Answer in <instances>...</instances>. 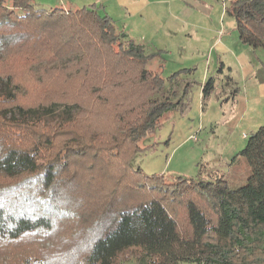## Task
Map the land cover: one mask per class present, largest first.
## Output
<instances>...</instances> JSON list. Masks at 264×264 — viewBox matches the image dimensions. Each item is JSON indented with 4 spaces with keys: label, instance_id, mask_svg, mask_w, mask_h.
Instances as JSON below:
<instances>
[{
    "label": "trees",
    "instance_id": "1",
    "mask_svg": "<svg viewBox=\"0 0 264 264\" xmlns=\"http://www.w3.org/2000/svg\"><path fill=\"white\" fill-rule=\"evenodd\" d=\"M222 1L239 41L264 50V0ZM164 54L127 38L95 5L41 10L32 0H0V182L21 184L1 196L0 232L10 247L0 264H264V123L232 160L244 159L249 173L236 189L204 163L195 177L149 175L134 165L168 116L189 109L198 86L194 67L164 76ZM16 57L33 77L26 84L11 66ZM154 61L158 72L149 69ZM44 65L65 82L36 77L46 72ZM223 68L220 63L201 85L202 110L219 91ZM256 77L264 81L263 67ZM49 82L50 95L19 102L25 85L38 90V83ZM231 82L225 76L224 84ZM236 92L230 89L229 97ZM101 164L104 181L130 179L103 199V220L92 233L54 259L20 249L27 237L46 243L73 214L66 204L76 182L72 166L92 173Z\"/></svg>",
    "mask_w": 264,
    "mask_h": 264
},
{
    "label": "crops",
    "instance_id": "2",
    "mask_svg": "<svg viewBox=\"0 0 264 264\" xmlns=\"http://www.w3.org/2000/svg\"><path fill=\"white\" fill-rule=\"evenodd\" d=\"M200 1H208L213 8L205 13L182 0H32V4L41 10L64 11L95 5L127 38L144 45L147 51H166L168 54L162 56L164 72L168 62L173 72L196 68L194 79L198 86L192 91L189 109L183 115H171L176 119V154L179 153L172 171L195 177L198 164L204 163L207 171L218 172L225 179L233 169L238 173L241 159L232 160L264 123V81L256 77L260 67L264 69V50L243 45L234 23L229 27L232 32L225 35L224 19L232 20L225 13L223 1ZM172 57L176 58L170 61ZM220 63L224 68L217 82L219 96L212 95L202 110L201 85L216 74ZM225 76L231 77L230 85L224 84ZM233 88L237 92L229 97ZM153 140L150 137L148 143ZM166 168L167 162L160 173Z\"/></svg>",
    "mask_w": 264,
    "mask_h": 264
},
{
    "label": "rangeland",
    "instance_id": "3",
    "mask_svg": "<svg viewBox=\"0 0 264 264\" xmlns=\"http://www.w3.org/2000/svg\"><path fill=\"white\" fill-rule=\"evenodd\" d=\"M213 3L215 1H218L219 3H222V0H212ZM179 0H175V3H178ZM193 4L197 9H199L202 12H205L209 9L213 8V5H211L208 1L204 3V1L200 0H182V3L184 4ZM196 4V5H195ZM223 4V3H222ZM176 7V5H175ZM232 22H228L225 17L224 19V27L226 30L225 35L230 34L232 31L230 30V26L233 25L234 21L230 16H227ZM235 24V23H234ZM220 34H223V28L220 27ZM176 50H174L175 52ZM172 52V51H171ZM168 54V53H167ZM176 57H172L174 59ZM11 66L14 70H16L19 73V76L22 78V82L26 84L27 81L30 79L33 80L32 76H29L27 74L28 65L27 63L22 59V57L16 59H13L11 61ZM168 69L163 70L164 76L170 75L173 71H170V64L168 62ZM43 66V65H42ZM46 72H41L38 76H46L49 75L51 80L53 82L55 80L65 82L63 80V76L61 74H56L54 71H51L49 67L45 66ZM48 69V70H47ZM149 69H151L153 72H158L159 67L157 62H152L149 65ZM35 73V71H32ZM46 74V75H45ZM66 80V79H65ZM53 82L49 83H38L37 89H31L30 87H27L25 85V93L21 96H19V102L21 103H27V104H34L37 103V101L44 98V96L50 95L49 88ZM55 85L57 82L54 83ZM47 85V88L45 87ZM175 117L172 118V116H168V118L165 120V122L160 126L155 133L152 135V138L154 140L152 141V147L147 150L144 153H140L136 159L134 160V165H138L146 174H153V173H160L163 169V166L167 162V168L164 170L163 173L170 175V174H176V172H173L172 170L176 169V161L178 159V154H176V119ZM36 130L42 134L46 132L44 128H36ZM193 138V136H192ZM174 150V151H173ZM143 156L142 154H145ZM169 159V160H168ZM241 164L238 165V173H236V170H232L230 175L225 177V180L229 183L230 188L236 189L242 185L245 184L247 177H248V170L247 165L244 159H241ZM77 163V162H76ZM118 164V162L116 161ZM89 162L84 167L87 166ZM107 168L105 164H101L96 168V170H93L92 173L83 171L84 168H78V166L74 165L72 166V170L75 173V185L72 187V193L70 194L71 203L67 204V209H71L73 211V214H68V218L63 221L60 224V227L55 231V233L52 235H48V240L46 243L40 242L42 237H27L24 241H22L18 247L20 249H34L37 252V255L40 257V255H44V260H47V257L50 259H54V257H60L62 255H65V253H70L68 250L71 247H74V245L81 239L86 237V234L89 236L92 233V230L96 226L97 222L103 220L101 217L105 212V203L102 205V201L105 197L111 198L114 194L118 193V190H116V186L121 181H127L130 178L124 174V178L120 180V176H116L115 179H113L111 182L104 181V176L102 171ZM169 170V171H168ZM183 170V169H181ZM245 171V173H244ZM96 178H100L102 182H96L94 184V180ZM78 181V184H76ZM173 182L171 179H167L165 181V184H170V182ZM171 182V183H172ZM16 182L4 180L0 182V200L2 199V195H13L15 191H17L21 184H15ZM22 183V182H21ZM5 197V196H4ZM67 198V195H66ZM30 208L28 210V213L36 214L37 210L34 207H28ZM174 211L176 213V216L184 217L182 211L180 208L175 207ZM87 236V237H88ZM16 246V243L15 245ZM10 245L8 244L7 237H5L0 232V254L7 253V249H9ZM68 248V249H67ZM81 257V254H79ZM71 258V257H70ZM37 261V260H36ZM54 261V260H53ZM65 261H61V259L58 261V263H64ZM66 262H68L66 260ZM79 260L77 262L71 261L70 263H64V264H79ZM126 264H137L134 260L127 262ZM180 264H195V263H187L182 262Z\"/></svg>",
    "mask_w": 264,
    "mask_h": 264
}]
</instances>
